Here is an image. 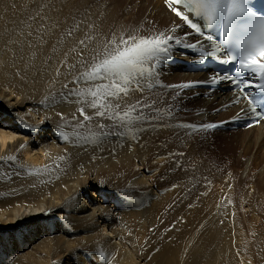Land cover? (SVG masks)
Instances as JSON below:
<instances>
[{
    "label": "bare ground",
    "instance_id": "1",
    "mask_svg": "<svg viewBox=\"0 0 264 264\" xmlns=\"http://www.w3.org/2000/svg\"><path fill=\"white\" fill-rule=\"evenodd\" d=\"M177 23L161 0H0V264L264 262L263 131H211L217 144L236 150L234 165L227 159V169L210 175H222V186L203 181L204 166L183 153L186 143L175 144L187 141L183 133H199L198 126L236 111L221 112L222 99L180 88L200 75L166 69L163 61L157 68L167 72L155 69L151 90L143 83L152 93L132 92L121 104L149 98L157 104L161 96L165 105L172 97L192 112L183 125L197 127L178 129L180 112H174L140 132L122 129L126 138L112 136L99 146L79 140L89 135L75 127L83 120L80 101H91L89 90L108 81L72 82L99 63L110 41L133 29L142 36L177 35L171 31ZM65 85L85 95L66 97ZM86 111L94 117L89 128L111 127L96 109ZM233 178L251 184L236 203L228 201Z\"/></svg>",
    "mask_w": 264,
    "mask_h": 264
},
{
    "label": "snow or ice",
    "instance_id": "2",
    "mask_svg": "<svg viewBox=\"0 0 264 264\" xmlns=\"http://www.w3.org/2000/svg\"><path fill=\"white\" fill-rule=\"evenodd\" d=\"M165 3L175 17L208 42L209 48L200 54L197 62L204 63L208 58H215L221 63H234L237 65L236 72L247 75L245 80L239 81L241 91L256 115L264 118V13L258 14L254 11L251 0H165ZM174 39V36L164 32L142 36L133 29L119 41H110L111 47L105 45L99 63L94 64L82 78L72 82L78 84L83 81L89 84L95 80L108 81L106 84L96 85L97 91L89 90L93 99L80 101L84 106L77 109L83 120L77 121L75 127H84L89 133L79 137L84 146H99L112 136L126 138L122 129L140 132L144 130V124L153 122L154 117L151 114L145 115L143 109H152L155 102L147 104L137 100L135 104L124 108L121 104L130 93L143 92L145 80L150 82L151 90L154 86L152 81H155L157 75L155 69L161 62L171 59L170 49ZM187 47L195 48L196 45L189 44ZM222 52L224 55H220ZM97 55L100 56L101 53L98 52ZM217 78L230 80L233 84L238 83L237 78L230 75L217 73L213 82ZM188 86L190 85H185ZM64 87L68 89L66 97L74 94L81 97L85 95L83 92L77 93L68 85ZM86 108L96 109L94 115L110 120L111 127L96 123L94 128H89L88 123L94 117L88 115ZM58 115L62 117L61 113ZM180 127L197 126L182 124ZM198 127L210 129L216 125Z\"/></svg>",
    "mask_w": 264,
    "mask_h": 264
},
{
    "label": "rangeland",
    "instance_id": "3",
    "mask_svg": "<svg viewBox=\"0 0 264 264\" xmlns=\"http://www.w3.org/2000/svg\"><path fill=\"white\" fill-rule=\"evenodd\" d=\"M148 30H151V28H147V29H145V33H146V31H148ZM147 34V33H146ZM143 36H145V34H143ZM163 84H158V87H160V86H162ZM144 90H145V88H144ZM154 91H157V90H154ZM153 91V92H154ZM159 91V90H158ZM139 92V93H138ZM138 93V94H137ZM151 93H152V91H151ZM150 92H146V91H143V92H140V91H137L136 93H135V96H137V97H142V96H146V94H151ZM144 94V95H143ZM196 96V95H195ZM167 98H169L168 100H166V102H167V104H162V101H161V96L159 97V101H158V103L157 104H154V107H153V110L151 111L150 109H148V110H145V109H143V112H144V114L145 115H148V114H153L154 113V115H152L153 117H154V120H153V123L154 124H157L156 122H162V119L165 117V116H172V115H174V112L175 113H178V112H180V114L178 115V117H179V119H180V123H179V126L181 125V124H183V122L184 121H186V120H188V115L187 114H191L192 112H191V110L190 109H188V107H186V104H183V105H181L180 103H177V104H174L173 103V101H174V98H172V97H167ZM152 98H149V99H146V101H145V99L143 100V102L144 103H147V104H151V102L152 101H155V98L154 99H152ZM148 100H151V101H149L148 102ZM171 102V103H170ZM156 103V102H155ZM162 105V106H161ZM176 107H175V106ZM156 106H157V108H156ZM179 106V107H178ZM160 107V108H159ZM181 109V111H180V109ZM155 109H159L160 111L159 112H157V111H155ZM148 111V112H147ZM149 111H151V112H149ZM146 112V113H145ZM183 113V114H182ZM28 116V115H27ZM29 118H30V116H28ZM2 118H5L4 117V115H2ZM33 119V118H32ZM186 119V120H185ZM169 125H172V123H168ZM186 125V124H185ZM178 129H183L182 127L181 128H179V127H177ZM201 132V131H200ZM196 133V132H193V133H190V132H185V133H183L182 135L184 136L183 137V139H184V141H185V139L187 140V141H185V142H183V141H181V142H178V143H175L179 148L178 149H181L184 145H185V143H186V145H185V147L184 148H186V150H190L188 153H186V150H184V154H187L188 156H194L195 158H196V161L199 163V165L201 166V167H203V174L202 175H204V176H202L201 177V179L204 181L205 179H207L208 181L210 180V182H212V181H215L216 183H220V185H221V183H222V180L223 179H221V180H218L219 178H221L222 177V175H219V176H210L211 174H214L215 175V173H218V172H222L221 170H225V169H227L228 168V165L226 164V162H227V159H231L232 160V162H233V159H234V155H236L235 153H236V150H232V151H228L226 148H223V146L220 144H217L216 143V141H217V135H213V134H211L212 132H206V133ZM240 132V131H239ZM193 134H195V135H193ZM186 135H187V137H186ZM196 135H197V137L199 138H197L196 137ZM193 136H195V137H193ZM196 141H195V140ZM193 140V141H192ZM199 140V141H198ZM193 142V143H191V142ZM189 142H190V144H189ZM201 144V145H200ZM193 146V147H192ZM213 154V155H212ZM220 155H222V156H220ZM229 155V156H228ZM208 156H209V158H208ZM216 156V157H215ZM232 156V157H231ZM231 157V158H230ZM219 158V159H218ZM220 158H221V160H220ZM223 159V160H222ZM226 159V160H225ZM221 161H223V163H221ZM225 162V163H224ZM155 163V162H154ZM221 164V165H220ZM224 164V165H223ZM226 164V165H225ZM235 164V162H233L232 163V165H234ZM237 165H238V163H236ZM259 164H261V162L259 163ZM2 166V165H1ZM223 166H226L225 168L223 167ZM236 166V165H235ZM220 167V168H219ZM0 168H4V167H0ZM220 170H219V169ZM224 168V169H223ZM208 170L207 172L206 171H204V170ZM210 170V171H209ZM3 172H7L6 170H2ZM216 171V172H215ZM156 172V174L158 173V170H156L155 171ZM155 172L153 173V174H155ZM205 173H207V175L205 174ZM155 174V175H156ZM144 176H147L146 174H144ZM196 176V175H195ZM1 177L2 178H5V176L4 175H1ZM209 178V179H208ZM202 180H201V182H202ZM245 180V181H244ZM200 182V183H201ZM233 183H230V182H228L227 183V185H228V189L229 188H232V185H234L235 187H237V184L238 185H240L241 184V186H238V188L237 189H235V187H233L232 188V193L231 192H229L230 193V197L227 195L226 196V198H230V200H228V201H230V202H233V203H236L237 201H239V200H241V195H242V193H238V192H246V194H247V191L249 190V187L251 186V184H249L250 182L248 181V179H242V182H243V184H242V182H237V180H235V178H233V181H232ZM200 183H198L199 185H200ZM248 183V184H247ZM223 184V183H222ZM247 184V185H246ZM178 185V184H177ZM177 185H175V187H177L176 189H179V188H182V186H177ZM198 185V186H199ZM249 185V186H248ZM222 186V185H221ZM246 188H245V187ZM179 187V188H178ZM240 187V188H239ZM242 188V189H241ZM245 189V190H244ZM180 190V189H179ZM229 190H231V189H229ZM151 191H152V189H151ZM155 191V192H154ZM234 191V192H233ZM154 192V193H153ZM249 192V191H248ZM152 193L153 194H155L156 196L158 195V192L154 189L153 191H152ZM235 193V194H234ZM246 194H243V198H244V200H245V195ZM233 195V196H232ZM241 198H240V197ZM100 197H101V195H100ZM238 199H237V198ZM226 198H224V201L226 200ZM99 199V198H98ZM233 199V200H232ZM235 201V202H234ZM244 204V203H243ZM243 204H240V206L238 207L237 206V208L239 209V211H241L242 209L244 210H242L241 211V213L242 212H245V209H246V207H245V204L243 205ZM244 207V208H241V210H240V207ZM42 222V221H41ZM40 222V223H41ZM39 223V224H40ZM260 223V222H259ZM258 223V226L260 225ZM42 224V223H41ZM48 231H46V233H47ZM42 234H44L43 232H42ZM48 234V233H47ZM52 236V235H51ZM24 249V248H23ZM25 252H27V251H25L24 250V253ZM29 252V251H28ZM35 256L36 257H38L39 256V253H36L35 254ZM262 264H264V262L262 263Z\"/></svg>",
    "mask_w": 264,
    "mask_h": 264
}]
</instances>
